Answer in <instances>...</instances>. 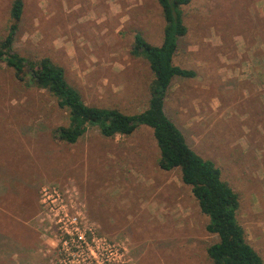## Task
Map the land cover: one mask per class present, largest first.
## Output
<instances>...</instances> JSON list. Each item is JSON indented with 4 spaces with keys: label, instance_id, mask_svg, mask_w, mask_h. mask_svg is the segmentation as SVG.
<instances>
[{
    "label": "rangeland",
    "instance_id": "obj_1",
    "mask_svg": "<svg viewBox=\"0 0 264 264\" xmlns=\"http://www.w3.org/2000/svg\"><path fill=\"white\" fill-rule=\"evenodd\" d=\"M22 1L18 53L63 67L87 104L147 106L153 73L130 50L136 33L161 43L158 0ZM11 2L0 0V36ZM181 8L187 32L173 63L195 73L172 79L164 109L237 192V219L264 260V0ZM67 115L49 91L0 64V264H77L63 248L73 218L122 248L124 264H210L217 236L180 169L158 166L151 127L105 137L91 126L66 143L53 131Z\"/></svg>",
    "mask_w": 264,
    "mask_h": 264
},
{
    "label": "trees",
    "instance_id": "obj_2",
    "mask_svg": "<svg viewBox=\"0 0 264 264\" xmlns=\"http://www.w3.org/2000/svg\"><path fill=\"white\" fill-rule=\"evenodd\" d=\"M189 1L158 0L165 21L160 44L149 43L140 33L134 36L131 54L143 56L153 73L148 103L142 111L126 113L117 107L87 104L68 82L63 67L47 56L32 60L18 53L13 42L22 17V0L11 2L7 31L0 36V64L5 62L11 67L16 79L29 80L38 88L49 91L57 105L67 111V121L54 129V138L75 143L91 126H96L105 137L131 135L140 125L151 127L159 149L158 166L163 170L180 169L181 181L190 186L200 211L208 217L206 230L217 236L206 249L210 264H264L237 219V192L222 179L221 170L212 159L201 156L188 144L183 132L164 109L172 79L195 73L193 69L173 63L177 39L187 32L181 7Z\"/></svg>",
    "mask_w": 264,
    "mask_h": 264
},
{
    "label": "built area",
    "instance_id": "obj_3",
    "mask_svg": "<svg viewBox=\"0 0 264 264\" xmlns=\"http://www.w3.org/2000/svg\"><path fill=\"white\" fill-rule=\"evenodd\" d=\"M71 225L73 231L65 230L63 248L66 253L76 258L77 264L125 263L122 248L115 243L109 242L105 237L97 236L91 227L84 225L80 229L76 218H73ZM87 234H89L88 238Z\"/></svg>",
    "mask_w": 264,
    "mask_h": 264
}]
</instances>
